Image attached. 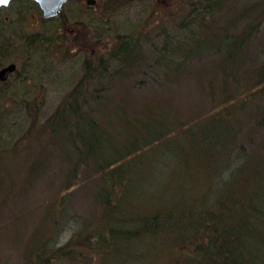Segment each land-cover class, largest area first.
<instances>
[{
  "label": "trees",
  "instance_id": "1",
  "mask_svg": "<svg viewBox=\"0 0 264 264\" xmlns=\"http://www.w3.org/2000/svg\"><path fill=\"white\" fill-rule=\"evenodd\" d=\"M228 1H203L204 13H219L208 25L204 13L196 16L195 34L220 24L216 52L224 56L218 67L236 72L205 90L210 105L203 113H180L172 95L138 103L122 92L111 95L110 83L122 68L149 65L139 41L124 35L108 57L88 55L84 78L44 125L26 135L28 142H39L47 131L57 136L68 166L60 167L59 193L28 244L26 264H264V138L256 142L250 132L264 126V109L240 119L250 99L264 97V61L251 54L261 22L238 32L243 17L225 20ZM25 3L37 5L16 1L19 14ZM196 54L186 56L187 64ZM103 84L110 89H99ZM167 153L178 157L172 166L162 162ZM35 166L31 171L42 173L44 167ZM150 174L153 181L146 182ZM82 196L89 200L86 214L75 206Z\"/></svg>",
  "mask_w": 264,
  "mask_h": 264
},
{
  "label": "rangeland",
  "instance_id": "2",
  "mask_svg": "<svg viewBox=\"0 0 264 264\" xmlns=\"http://www.w3.org/2000/svg\"><path fill=\"white\" fill-rule=\"evenodd\" d=\"M16 1L0 14L3 48L6 42L0 56V69L9 63L17 65L9 80L0 83V264H26L28 244L38 226L45 222L52 199L59 193L60 167L65 162L57 136L47 131L40 133L39 142L33 138L28 142L25 138L45 124L84 78L88 55L91 58L96 53L106 58L110 48L121 41L120 36H132L131 39L138 40L146 51L148 57L144 60L149 65L133 70L127 66L122 68V75L110 83V94L119 96L122 92L129 100L134 98V103L156 95H172L177 111L188 116L199 115L210 105L205 90L214 89L217 80L225 78L224 74L225 79L232 80L231 75L236 73L230 67H218L224 56L216 52L217 44L222 47V36L219 39L217 34L220 24H213L212 29H198L195 34L200 22L196 16L204 13V0H97L95 7L88 6L87 0H72L50 20L43 18L38 5L29 3H25L27 7L19 14ZM222 9L225 15L229 13L227 21L242 15L236 28L238 32L261 22L251 54L258 63L263 62L264 0H231L225 2ZM218 15L206 10L202 22L208 25L206 21L217 20ZM84 39H89L87 46L83 45ZM166 43L175 55H168ZM195 54L197 58L187 64L186 56ZM159 59L161 72L156 68ZM177 63L181 65L172 66ZM95 87L90 85L88 89L93 92ZM104 88L110 89L104 84L99 86L102 91ZM217 90L214 91L216 100L219 98ZM105 91L100 95L104 96ZM252 100L240 115L243 121L256 110L264 109V97ZM90 101L92 106L96 103ZM102 101L108 103L105 99ZM250 125L247 122L246 129ZM250 132L255 134L256 142L264 138V126ZM244 140L249 143L245 137ZM162 158V162H169L170 166L178 159L168 153L162 154ZM33 166L44 167V170L37 174L31 171ZM149 181H153L151 174L146 182ZM75 206L79 213L86 214L88 198L82 196ZM68 237L69 233H64L60 241ZM164 263L163 259L158 261V264Z\"/></svg>",
  "mask_w": 264,
  "mask_h": 264
},
{
  "label": "water",
  "instance_id": "3",
  "mask_svg": "<svg viewBox=\"0 0 264 264\" xmlns=\"http://www.w3.org/2000/svg\"><path fill=\"white\" fill-rule=\"evenodd\" d=\"M12 1L8 0L7 3H0V11L6 7H8ZM35 1L41 11L43 12V18L46 20L53 19L57 17L61 12L65 4L70 0H33ZM95 0H88V4L90 6L95 5ZM17 69L16 64H10L2 69H0V82H6L9 76L15 72Z\"/></svg>",
  "mask_w": 264,
  "mask_h": 264
},
{
  "label": "flooded vegetation",
  "instance_id": "4",
  "mask_svg": "<svg viewBox=\"0 0 264 264\" xmlns=\"http://www.w3.org/2000/svg\"><path fill=\"white\" fill-rule=\"evenodd\" d=\"M14 1H16V0H14ZM14 1H12V2H14ZM31 1L34 2L35 4H37L35 1H33V0H31ZM71 1H72V0L68 1V3H70ZM95 1H96V3H95V5H93V6H90V5L88 4V0L86 1V3H87V5L90 6V7H95V6L97 5V0H95ZM66 4H67V3H66ZM37 5H38V4H37ZM38 6H39V5H38ZM39 8H40V7H39ZM0 14H1V12H0ZM10 64H15V63H9L8 65H10ZM8 65H6V66H8ZM6 66H4V67H6ZM16 66H17V65H16ZM4 67H3V68H4ZM16 70H17V69H16ZM15 72H16V71H15ZM15 72H13L12 74H14ZM12 74H11V75H12ZM11 75H10V76H11ZM10 76H9V78H10ZM9 78H8V80H9ZM8 80H7V81H8ZM7 81H6V82H7ZM0 83H5V82H0Z\"/></svg>",
  "mask_w": 264,
  "mask_h": 264
},
{
  "label": "snow or ice",
  "instance_id": "5",
  "mask_svg": "<svg viewBox=\"0 0 264 264\" xmlns=\"http://www.w3.org/2000/svg\"><path fill=\"white\" fill-rule=\"evenodd\" d=\"M8 0H0V3H7Z\"/></svg>",
  "mask_w": 264,
  "mask_h": 264
}]
</instances>
